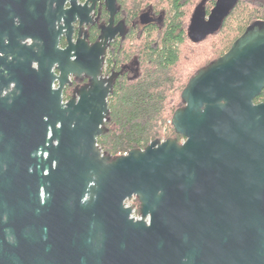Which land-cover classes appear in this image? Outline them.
<instances>
[{"label": "water", "instance_id": "95a60500", "mask_svg": "<svg viewBox=\"0 0 264 264\" xmlns=\"http://www.w3.org/2000/svg\"><path fill=\"white\" fill-rule=\"evenodd\" d=\"M113 87V78L94 79L57 109L52 129L0 131V264H120L130 251L177 257L185 229L193 241L204 219L236 221L216 225L228 234L264 220V100L255 101L264 20L190 78L171 120L181 141L102 150ZM134 196L139 216L127 203Z\"/></svg>", "mask_w": 264, "mask_h": 264}, {"label": "flooded vegetation", "instance_id": "af4514ba", "mask_svg": "<svg viewBox=\"0 0 264 264\" xmlns=\"http://www.w3.org/2000/svg\"><path fill=\"white\" fill-rule=\"evenodd\" d=\"M243 1L252 2L180 0L177 9L173 0H0V131L52 129L57 109L78 102L94 79L113 78L114 91L121 77L138 76L142 48L148 40L156 46L177 10L193 44L218 32ZM130 200L135 212L138 198ZM236 223L204 219L193 241L185 229L180 256L160 252L149 259L130 251L120 264H264V220L229 234L216 227Z\"/></svg>", "mask_w": 264, "mask_h": 264}, {"label": "trees", "instance_id": "16d2710c", "mask_svg": "<svg viewBox=\"0 0 264 264\" xmlns=\"http://www.w3.org/2000/svg\"><path fill=\"white\" fill-rule=\"evenodd\" d=\"M179 1L173 0L177 9L183 5ZM251 1L237 5L219 31L208 36L213 37L210 44L203 46L207 37L193 43V48L186 45L183 11L177 10L163 32L157 33L156 46L148 40L142 48L139 75L117 81L109 97L108 131L98 138L102 150L115 156L144 148L156 138L177 137L181 141L184 136L175 131L171 120L184 104L182 91L199 68L226 52L248 24L264 17L263 0ZM263 99L264 92L255 97L256 102ZM134 204L140 214L138 200Z\"/></svg>", "mask_w": 264, "mask_h": 264}, {"label": "rangeland", "instance_id": "374dc122", "mask_svg": "<svg viewBox=\"0 0 264 264\" xmlns=\"http://www.w3.org/2000/svg\"><path fill=\"white\" fill-rule=\"evenodd\" d=\"M218 36V35H217ZM219 37V36H218ZM217 37V38H218ZM213 40V37H208L204 42H203V46H206L207 44H210V42ZM186 45L189 47V48H193V47H196V45L192 44L190 41H187ZM200 46V45H199ZM184 138H182L181 140H183ZM127 203L128 204H132L133 202L131 200H127ZM134 214L136 216H139L140 214H137L136 212H134Z\"/></svg>", "mask_w": 264, "mask_h": 264}, {"label": "built area", "instance_id": "2783aa9c", "mask_svg": "<svg viewBox=\"0 0 264 264\" xmlns=\"http://www.w3.org/2000/svg\"><path fill=\"white\" fill-rule=\"evenodd\" d=\"M124 153H126V152H124Z\"/></svg>", "mask_w": 264, "mask_h": 264}]
</instances>
